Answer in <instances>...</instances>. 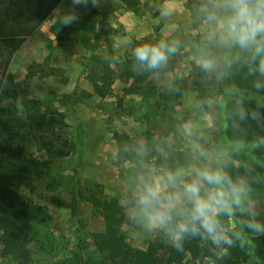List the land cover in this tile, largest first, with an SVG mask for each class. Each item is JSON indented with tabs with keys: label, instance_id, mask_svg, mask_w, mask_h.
Wrapping results in <instances>:
<instances>
[{
	"label": "rangeland",
	"instance_id": "rangeland-1",
	"mask_svg": "<svg viewBox=\"0 0 264 264\" xmlns=\"http://www.w3.org/2000/svg\"><path fill=\"white\" fill-rule=\"evenodd\" d=\"M125 1L79 8L77 24L49 32L41 22L60 0H0V77L7 81L0 91V195L31 218L22 253L34 264H114L93 245L92 235L108 224L102 208L82 200L79 214H71L79 193H95L118 213L113 240L157 251L172 264H212L203 254L177 252L167 243L163 249L159 235L134 227L123 211L146 170L203 164L195 144L213 154L241 149L226 171L233 178H260L252 187L264 218V171L256 166L262 148L228 128L237 101L257 112L264 98L238 89L227 63L219 74L201 71L197 58L208 25L197 4L205 0H130L134 8ZM164 5L172 10L169 18L160 14ZM173 39L179 50L162 70L147 77L134 72L117 78L106 97L94 94L93 71L108 65L119 75L134 61L136 46ZM214 51L235 56L238 50ZM171 87L180 93L174 107L167 102ZM0 264H20L1 235Z\"/></svg>",
	"mask_w": 264,
	"mask_h": 264
},
{
	"label": "clouds",
	"instance_id": "clouds-1",
	"mask_svg": "<svg viewBox=\"0 0 264 264\" xmlns=\"http://www.w3.org/2000/svg\"><path fill=\"white\" fill-rule=\"evenodd\" d=\"M60 0L41 27L51 32L57 26L71 27L77 24L81 16L77 9L100 8L104 0ZM208 31L199 47L197 63L201 71L219 74L225 63L231 66L241 61V53L250 76L264 77V0H205L199 9ZM165 18L172 15L166 5L160 7ZM180 42L161 41L156 44L143 43L132 50L133 71L156 73L162 70L170 56L177 54ZM214 50L231 52L238 50L235 56H218ZM6 79L0 77V91L6 86ZM256 91H264V82H254ZM235 93V89L231 90ZM234 116L244 121L251 116L258 119L259 113L249 112L237 101ZM16 107L23 111L22 102L17 100ZM257 107H264L258 105ZM232 117H228L231 119ZM191 135V124L185 125ZM264 139L253 142L258 147ZM196 158L203 164L188 169L160 168L146 170L138 179L126 199L124 215L134 227L151 234L159 235L165 243L177 252H183L185 241L198 238L210 244L216 259L229 256V250L241 241L244 233L264 236V218L254 200L253 183L260 178L250 180L247 176L233 178L227 171L233 153L241 149L224 150L219 154L210 153L200 144L193 146ZM146 149L140 145L137 154L143 156ZM214 161H220L214 166ZM246 168V172H251ZM239 213L243 217L239 223L244 230H236L224 223L223 218L234 217ZM215 264V261L212 262Z\"/></svg>",
	"mask_w": 264,
	"mask_h": 264
},
{
	"label": "trees",
	"instance_id": "trees-1",
	"mask_svg": "<svg viewBox=\"0 0 264 264\" xmlns=\"http://www.w3.org/2000/svg\"><path fill=\"white\" fill-rule=\"evenodd\" d=\"M125 2L134 8L130 0H126ZM200 6L201 4H197L198 9ZM200 17L203 19L201 14ZM100 18L102 20L106 19L107 12H101ZM104 25L105 23H103L102 26ZM133 64L134 61L130 65H126L119 75H115L108 65H103L98 72L93 71L95 77L93 80L94 94L104 98L110 94L111 87L117 78L133 77L135 72L133 71ZM231 70L234 83L238 89L253 93L257 97L264 98V91L258 92L253 86L254 82L257 80L264 82V78L259 75L250 76L248 74V68L244 65L243 60L238 63H233L231 65ZM143 74L147 77L150 73L145 72ZM143 78L144 77L140 78L138 82H142ZM179 96L180 93L175 88L171 87L167 95L168 104L172 107L176 106ZM242 105L246 109L247 104L242 103ZM260 105L263 104L261 103ZM255 110L259 113V118L255 120L249 116L248 119L239 121L237 117L232 115V118L228 120L229 131L231 130L232 133H239L247 140L253 142H259L264 139V107H257ZM251 113L252 112H249V114ZM260 147L262 149L258 154V158L260 159L258 162L261 164H258L257 162L256 166L259 170L261 166L263 168L261 172H263L264 143H260ZM233 171H235V173L239 172V170L236 169H233ZM236 177L237 174L234 178ZM82 200L89 202L96 207L102 208L108 224L105 232H98L92 235L93 245L99 253L110 255L114 264H172L170 263V259L169 261H165L160 257L157 251L137 249L128 244L113 240L112 236L117 232L114 226L119 225L121 219L117 218L118 213L112 208V206L106 200L99 198L95 193H91L89 196L79 193L78 197L73 198L70 203L71 214L73 216L79 214V203ZM233 218L235 220L234 226L230 225V217L223 218L224 223L243 233L244 230L240 227L239 223L243 217L237 213ZM30 225V216L13 207L6 198L0 195V235L11 250L12 257L18 259L20 264H34L31 258L23 256L22 253L26 245L25 240L29 236L28 232ZM165 244V242L160 244L163 249L165 248ZM229 252V256L225 257L223 260H218L216 259L212 246L210 244H205L196 238L185 241L184 251L182 253L191 256L203 254L211 262L215 261V264H264V236L244 233L242 240L237 242L236 246L230 249ZM254 258L258 259V261H254ZM173 259L174 257L171 256V260Z\"/></svg>",
	"mask_w": 264,
	"mask_h": 264
}]
</instances>
